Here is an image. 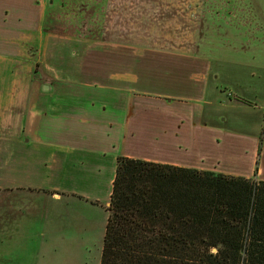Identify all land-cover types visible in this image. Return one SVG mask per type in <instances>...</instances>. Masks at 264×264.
Here are the masks:
<instances>
[{
	"label": "crops",
	"instance_id": "obj_1",
	"mask_svg": "<svg viewBox=\"0 0 264 264\" xmlns=\"http://www.w3.org/2000/svg\"><path fill=\"white\" fill-rule=\"evenodd\" d=\"M57 1L0 0V261L30 198L39 258L71 204L106 208L118 156L264 181V0H62L90 36L44 29Z\"/></svg>",
	"mask_w": 264,
	"mask_h": 264
},
{
	"label": "trees",
	"instance_id": "obj_2",
	"mask_svg": "<svg viewBox=\"0 0 264 264\" xmlns=\"http://www.w3.org/2000/svg\"><path fill=\"white\" fill-rule=\"evenodd\" d=\"M98 264H264V181L116 157Z\"/></svg>",
	"mask_w": 264,
	"mask_h": 264
},
{
	"label": "rangeland",
	"instance_id": "obj_3",
	"mask_svg": "<svg viewBox=\"0 0 264 264\" xmlns=\"http://www.w3.org/2000/svg\"><path fill=\"white\" fill-rule=\"evenodd\" d=\"M210 2V3H209ZM208 5L219 8L224 0H209ZM65 2L58 0L54 3V11L48 16V20L43 25L44 29L57 35L66 32L70 34L92 35L91 16L92 10L87 7L86 2L74 3L77 8H72L69 16L64 12L60 13V5ZM207 8V5H206ZM68 16V17H67ZM40 57V56H39ZM39 60L34 65V73H43ZM257 68V66H256ZM258 79L260 84H264V66L259 67ZM260 102V101H258ZM103 195L93 203L71 204L72 209L64 216L65 229H62L59 240L47 241L46 246H54V251L50 257H38L39 241L36 239L37 233L41 231L42 219L39 213L45 207L46 200L42 196L30 198L28 203L29 210L21 209L18 211L17 225L15 233L17 236L15 242L2 243V259L0 264H98L99 251L103 233V226L106 214L104 212L105 204ZM18 209V208H17ZM28 213V216L27 214ZM18 226V227H17ZM7 227V225L5 226ZM11 225L2 233H12ZM29 236L27 241H22L23 236ZM41 243V242H40Z\"/></svg>",
	"mask_w": 264,
	"mask_h": 264
}]
</instances>
